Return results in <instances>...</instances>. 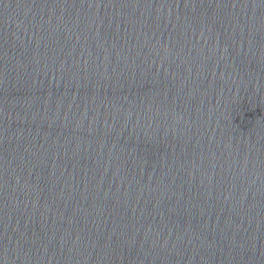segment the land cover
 <instances>
[{
  "label": "water",
  "instance_id": "1",
  "mask_svg": "<svg viewBox=\"0 0 264 264\" xmlns=\"http://www.w3.org/2000/svg\"><path fill=\"white\" fill-rule=\"evenodd\" d=\"M0 264H264V0H0Z\"/></svg>",
  "mask_w": 264,
  "mask_h": 264
}]
</instances>
